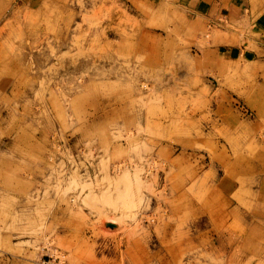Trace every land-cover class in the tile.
<instances>
[{
	"label": "rangeland",
	"instance_id": "1",
	"mask_svg": "<svg viewBox=\"0 0 264 264\" xmlns=\"http://www.w3.org/2000/svg\"><path fill=\"white\" fill-rule=\"evenodd\" d=\"M52 251L264 264V0H0V262Z\"/></svg>",
	"mask_w": 264,
	"mask_h": 264
},
{
	"label": "built area",
	"instance_id": "2",
	"mask_svg": "<svg viewBox=\"0 0 264 264\" xmlns=\"http://www.w3.org/2000/svg\"><path fill=\"white\" fill-rule=\"evenodd\" d=\"M35 264H67V262L61 253L52 251L50 254L41 257Z\"/></svg>",
	"mask_w": 264,
	"mask_h": 264
},
{
	"label": "crops",
	"instance_id": "3",
	"mask_svg": "<svg viewBox=\"0 0 264 264\" xmlns=\"http://www.w3.org/2000/svg\"><path fill=\"white\" fill-rule=\"evenodd\" d=\"M237 7H239V6L236 5V8H237ZM236 8L233 6V9H234V10H236ZM231 15H233V14H231ZM232 17H235V16L233 15ZM4 259H5V258H1V257H0V260H4ZM0 264H5V262H0Z\"/></svg>",
	"mask_w": 264,
	"mask_h": 264
},
{
	"label": "water",
	"instance_id": "4",
	"mask_svg": "<svg viewBox=\"0 0 264 264\" xmlns=\"http://www.w3.org/2000/svg\"><path fill=\"white\" fill-rule=\"evenodd\" d=\"M109 226H115V225H113V224H108Z\"/></svg>",
	"mask_w": 264,
	"mask_h": 264
},
{
	"label": "bare ground",
	"instance_id": "5",
	"mask_svg": "<svg viewBox=\"0 0 264 264\" xmlns=\"http://www.w3.org/2000/svg\"><path fill=\"white\" fill-rule=\"evenodd\" d=\"M136 180V179H135Z\"/></svg>",
	"mask_w": 264,
	"mask_h": 264
}]
</instances>
